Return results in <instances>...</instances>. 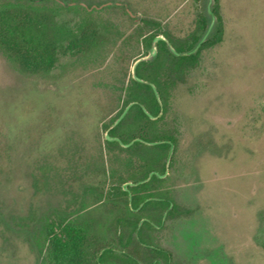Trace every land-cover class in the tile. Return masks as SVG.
Returning <instances> with one entry per match:
<instances>
[{
    "label": "rangeland",
    "instance_id": "1",
    "mask_svg": "<svg viewBox=\"0 0 264 264\" xmlns=\"http://www.w3.org/2000/svg\"><path fill=\"white\" fill-rule=\"evenodd\" d=\"M215 4L0 0V264H99L106 247L107 264H264V0H219L220 39L178 70L146 46L176 52L202 14L212 37ZM143 60L150 120L132 108ZM120 218L146 219L144 240Z\"/></svg>",
    "mask_w": 264,
    "mask_h": 264
},
{
    "label": "trees",
    "instance_id": "2",
    "mask_svg": "<svg viewBox=\"0 0 264 264\" xmlns=\"http://www.w3.org/2000/svg\"><path fill=\"white\" fill-rule=\"evenodd\" d=\"M47 1V0H46ZM216 4L214 7V13L216 14L218 21H219V26L217 28V30L215 31V33L213 34L212 37L208 38L206 41H204L201 46L199 47V49L197 51H194L196 49V47L198 46V44L201 42V40L204 37V34L207 32L208 28H209V22L207 20V18L202 14L200 16V32L199 34H195L192 36L191 39L187 40L186 42H184L183 44H180L179 46L175 47V51H172L169 48L168 42L165 39H159L158 43H157V54H156V60L161 59L163 57V53H167L169 56L172 57V61H173V69H180L182 68L184 65L188 64V63H193L196 61V59L198 58V55L200 53V50L205 47L210 45L212 42L219 40L220 38V33L222 31V17L220 15L219 12V0H215ZM69 5V4H68ZM75 5H69V7H78L80 6L78 4V6ZM93 7V6H90ZM157 38V35L155 34H151L147 40H146V46L148 51H150L151 49L154 48V41ZM194 51V52H193ZM149 62L146 60L140 61L137 66H136V76L137 78H139L140 80L135 81L136 84V88L133 91V101H134V105L132 106L133 109L135 110V116L137 117H141L143 119H147L150 120V115L152 114L153 116H159L161 111H162V106L161 103L159 102L153 84L151 82H149L148 77L144 74V67L147 66ZM148 92L151 93V97L149 99H147L143 93ZM143 103H146V105L148 106L149 109V113L146 112L145 107L143 106ZM119 127V126H118ZM118 127L115 126L110 130L111 135H115L118 131ZM148 141H150L149 138ZM122 140L125 143H129L130 140L126 139V138H122ZM113 144H117L118 142L114 141L112 142ZM137 143H141V142H137ZM158 147H162V148H169L170 144L169 142H163L161 143ZM164 171V170H163ZM155 177V175L153 176ZM113 191H110V194L113 193V195H122V196H130V192L125 190L122 186H113L112 187ZM131 203H132V207L137 209L139 207H141V211H144L148 206L150 205H158V206H163L164 208H168L170 207L172 204L171 202H169L168 200H156V199H144V200H140L137 195L134 193L131 197ZM119 223L124 225L123 227L129 226L130 227V233L129 235H131L132 233L137 232L138 235L141 234L142 231V226L140 225V220L139 219H129V218H125V219H119ZM144 223H147V221H145ZM123 231L119 233V239L122 241L123 240ZM127 236V240H130L131 237ZM155 251H158V249H154ZM114 255V250L112 247H106L100 254L98 257V262L99 264H105V262L111 258V256Z\"/></svg>",
    "mask_w": 264,
    "mask_h": 264
},
{
    "label": "flooded vegetation",
    "instance_id": "3",
    "mask_svg": "<svg viewBox=\"0 0 264 264\" xmlns=\"http://www.w3.org/2000/svg\"><path fill=\"white\" fill-rule=\"evenodd\" d=\"M81 6H83V4L81 3L80 4ZM87 8H90V7H87ZM92 8V7H91ZM146 111V110H145ZM165 171V168H163L162 169V172H163V174H164V171ZM148 199H150V198H148ZM158 200H167V199H158ZM169 201V200H168ZM169 202H171V201H169ZM171 204H172V202H171ZM155 205V204H154ZM135 209V208H134ZM137 209H141V207H139V208H137ZM135 219H139V218H135ZM131 220H133V219H131ZM140 220V225L142 226V231H141V234L140 235H138L137 234V232H135V233H132L131 235H129L130 237H132V235L133 234H136L137 236H138V238L141 240V241H143L144 239H143V225H145V224H149V222L146 220V219H139ZM145 221H147V223H144ZM130 231V230H129ZM130 233V232H129ZM131 240V239H130ZM130 240H127L126 239V243L128 244V242L130 241ZM125 243V244H126ZM113 248V247H112ZM154 249H158L159 250V252L158 251H155ZM113 250H114V255H112V256H118L119 254H118V252L113 248ZM153 250V252L155 253V254H157V255H163V256H165L166 258H167V260L170 258V253L169 252H167V251H165V250H163V249H160V248H153L152 249ZM125 255V257L128 259V260H130V261H132V258L130 257V255L129 254H127V253H124ZM155 262H157V263H159V259L158 258H156L155 259ZM105 264H107V261L105 262Z\"/></svg>",
    "mask_w": 264,
    "mask_h": 264
},
{
    "label": "water",
    "instance_id": "4",
    "mask_svg": "<svg viewBox=\"0 0 264 264\" xmlns=\"http://www.w3.org/2000/svg\"><path fill=\"white\" fill-rule=\"evenodd\" d=\"M159 39H161V38H156L155 39V42H154V49H155V54H157V43H158V41H159ZM204 39H206V38H204ZM201 40V42L200 43H203L202 41H206V40ZM139 63V62H138ZM137 63V64H138ZM137 64H136V66H137ZM135 69H136V67H135ZM135 74H136V70H135ZM137 77V76H136ZM138 80H140L139 78H138ZM157 96H158V99L160 100V97H159V95L157 94Z\"/></svg>",
    "mask_w": 264,
    "mask_h": 264
}]
</instances>
